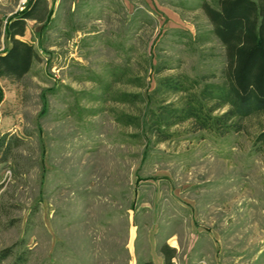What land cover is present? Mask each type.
Returning a JSON list of instances; mask_svg holds the SVG:
<instances>
[{
  "label": "rangeland",
  "instance_id": "1",
  "mask_svg": "<svg viewBox=\"0 0 264 264\" xmlns=\"http://www.w3.org/2000/svg\"><path fill=\"white\" fill-rule=\"evenodd\" d=\"M47 1L50 17L20 37L40 59L20 81L0 79V134L23 139L0 162V249L13 246L1 264H138L165 243L174 264H264V112L239 132L186 121L155 142L114 118L141 104L87 96L115 67L143 77L113 83L124 91L154 86L157 63L219 81L225 51L202 0ZM19 9L0 0L3 19Z\"/></svg>",
  "mask_w": 264,
  "mask_h": 264
},
{
  "label": "trees",
  "instance_id": "2",
  "mask_svg": "<svg viewBox=\"0 0 264 264\" xmlns=\"http://www.w3.org/2000/svg\"><path fill=\"white\" fill-rule=\"evenodd\" d=\"M54 1V0H53ZM52 1V2H53ZM211 28L209 32L223 45L225 66L219 81L206 76L187 74L160 75L163 64L155 65L154 86L146 92L116 89V81L125 80L134 87L144 85L143 77L129 69L115 67L107 75L112 79L99 81V92L88 93L90 100H113L131 106L142 105L138 114L119 111L117 122L142 130L155 142L168 140L177 124L191 121L195 128L226 135L243 129V119L264 112V0H202L200 3ZM51 13L47 0H28L14 14L0 17V79L20 81L29 73L40 54L24 36L28 20L45 22ZM3 46V47H2ZM0 86V101L2 99ZM168 94H177L168 101ZM257 140L264 142V131ZM23 139L11 133L0 134V162H7ZM0 183V195L2 189ZM163 264H174L176 249L160 247ZM13 253V246L0 249V264ZM26 257L18 255L11 264H25ZM138 264H155L143 259Z\"/></svg>",
  "mask_w": 264,
  "mask_h": 264
},
{
  "label": "crops",
  "instance_id": "3",
  "mask_svg": "<svg viewBox=\"0 0 264 264\" xmlns=\"http://www.w3.org/2000/svg\"><path fill=\"white\" fill-rule=\"evenodd\" d=\"M33 21V20H32ZM153 262L155 263V264H163V258L161 257H159L157 260H153Z\"/></svg>",
  "mask_w": 264,
  "mask_h": 264
},
{
  "label": "built area",
  "instance_id": "4",
  "mask_svg": "<svg viewBox=\"0 0 264 264\" xmlns=\"http://www.w3.org/2000/svg\"><path fill=\"white\" fill-rule=\"evenodd\" d=\"M28 0H19V6L20 8H22L26 3H27Z\"/></svg>",
  "mask_w": 264,
  "mask_h": 264
}]
</instances>
